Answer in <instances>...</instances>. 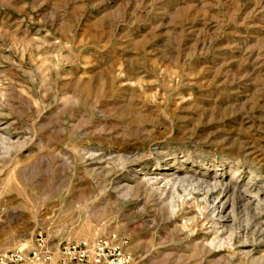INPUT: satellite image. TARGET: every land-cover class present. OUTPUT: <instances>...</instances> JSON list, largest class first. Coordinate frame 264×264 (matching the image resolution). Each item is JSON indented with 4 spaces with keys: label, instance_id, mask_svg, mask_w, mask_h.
<instances>
[{
    "label": "rangeland",
    "instance_id": "obj_1",
    "mask_svg": "<svg viewBox=\"0 0 264 264\" xmlns=\"http://www.w3.org/2000/svg\"><path fill=\"white\" fill-rule=\"evenodd\" d=\"M39 233L264 264V0H0V253Z\"/></svg>",
    "mask_w": 264,
    "mask_h": 264
},
{
    "label": "built area",
    "instance_id": "obj_2",
    "mask_svg": "<svg viewBox=\"0 0 264 264\" xmlns=\"http://www.w3.org/2000/svg\"><path fill=\"white\" fill-rule=\"evenodd\" d=\"M119 244L105 238L54 246L41 234L35 235L29 252L20 249L0 253V264H129Z\"/></svg>",
    "mask_w": 264,
    "mask_h": 264
},
{
    "label": "bare ground",
    "instance_id": "obj_3",
    "mask_svg": "<svg viewBox=\"0 0 264 264\" xmlns=\"http://www.w3.org/2000/svg\"><path fill=\"white\" fill-rule=\"evenodd\" d=\"M139 114H137V115H135V114H132V120L133 121H131V123H134V122H136L138 119L137 118H139V116H138ZM201 178V177H200ZM199 179V178H198ZM206 180H204V179H201V180H197L196 179V190H197V193H201L200 191H202V189H201V187L206 183L205 182ZM194 184V183H193ZM209 185V184H208ZM216 185V184H215ZM217 185H219V184H217ZM217 187V186H216ZM215 186L213 187V188H211V189H209V190H207V191H205L204 193H205V199H208V198H210V197H212L213 195H214V193H215V188H216Z\"/></svg>",
    "mask_w": 264,
    "mask_h": 264
}]
</instances>
